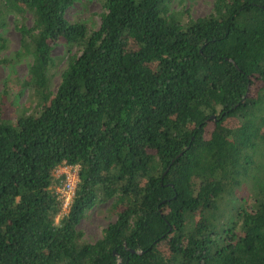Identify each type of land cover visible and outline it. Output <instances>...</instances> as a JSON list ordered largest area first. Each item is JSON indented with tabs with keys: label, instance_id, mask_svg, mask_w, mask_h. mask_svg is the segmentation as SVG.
I'll return each mask as SVG.
<instances>
[{
	"label": "trees",
	"instance_id": "obj_1",
	"mask_svg": "<svg viewBox=\"0 0 264 264\" xmlns=\"http://www.w3.org/2000/svg\"><path fill=\"white\" fill-rule=\"evenodd\" d=\"M0 0L29 9L20 52L33 110H0V264H264V0ZM74 47L54 92L57 41ZM2 47L0 39V49ZM77 166L64 213L53 171ZM109 202L86 242L77 224ZM55 216L57 219L55 220Z\"/></svg>",
	"mask_w": 264,
	"mask_h": 264
},
{
	"label": "rangeland",
	"instance_id": "obj_2",
	"mask_svg": "<svg viewBox=\"0 0 264 264\" xmlns=\"http://www.w3.org/2000/svg\"><path fill=\"white\" fill-rule=\"evenodd\" d=\"M214 0H170L169 9L180 11L182 18L202 17L211 11ZM104 12L97 0H75L65 11V18L69 22H82L88 30L96 29L100 15ZM3 26L0 27V110L11 116V119L24 110H33L29 91L23 85L28 64L31 61L29 54L20 52V33L17 27L23 25L31 27L33 15L29 9L20 11H5ZM74 47H66L59 40L50 51L51 62L47 70L49 77V90L54 92L60 79V74L67 64L69 55L77 53ZM60 215V213H59ZM57 216H55V220ZM114 215L109 208V202L99 203L89 209L84 218L77 224V229L82 232L86 242L98 239L105 226L112 222Z\"/></svg>",
	"mask_w": 264,
	"mask_h": 264
},
{
	"label": "built area",
	"instance_id": "obj_3",
	"mask_svg": "<svg viewBox=\"0 0 264 264\" xmlns=\"http://www.w3.org/2000/svg\"><path fill=\"white\" fill-rule=\"evenodd\" d=\"M77 166L62 165L53 171V176L58 179V184L55 186L56 198L59 201V213H64L73 196L75 185L78 181Z\"/></svg>",
	"mask_w": 264,
	"mask_h": 264
}]
</instances>
